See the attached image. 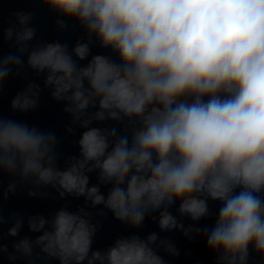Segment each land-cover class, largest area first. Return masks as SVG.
<instances>
[{"label": "clouds", "instance_id": "1", "mask_svg": "<svg viewBox=\"0 0 264 264\" xmlns=\"http://www.w3.org/2000/svg\"><path fill=\"white\" fill-rule=\"evenodd\" d=\"M42 2L77 20L89 42L78 41L71 52L60 42L30 47L32 15L14 13L19 27L5 29L4 38L16 50L0 52V91L26 54L28 68L46 74L53 99L65 102L72 125L84 129L79 156L60 169L54 132L0 117V173L30 184V197L51 186L61 198L103 205L132 228L158 213L152 219L161 231L181 230L189 239L203 233L218 264H247L250 245L264 256V196L258 195L264 193V0ZM57 24L67 27L62 19ZM92 37L119 61L97 54L78 63L89 57ZM40 91L30 82L12 109H36ZM106 121L127 122L124 134L92 126ZM93 172L98 184L90 186ZM100 185H110L107 195ZM16 189L14 180L3 197ZM209 200L221 202L211 229L185 227L169 210L179 202L180 217L199 221L210 214ZM98 226L83 207H62L51 219L29 217V230L42 234L20 239L9 259L30 258L36 247L60 264H166L157 248L179 255L155 232L93 251ZM22 227L16 219L8 235L16 237ZM7 250L0 244V253Z\"/></svg>", "mask_w": 264, "mask_h": 264}, {"label": "water", "instance_id": "2", "mask_svg": "<svg viewBox=\"0 0 264 264\" xmlns=\"http://www.w3.org/2000/svg\"><path fill=\"white\" fill-rule=\"evenodd\" d=\"M16 12L30 13L32 15L29 26L34 27L36 33L34 39L29 42L30 47L60 42L66 44L68 50L71 52L78 41L89 42L87 32L77 20L62 16L46 6L42 0H0V52L6 54L8 52H15L16 50L14 41H8L4 38L5 29L11 26L19 27L18 20L14 15ZM58 19L64 20L67 27L61 28L57 24ZM90 49L89 57L83 61H78V63L86 65L91 56L97 54L110 56L113 60L119 61L118 54L111 49L102 47L95 37H92ZM23 59L25 61L23 68L18 72L14 70L2 84V91H0V117L26 122L29 126L35 125L42 131L54 132L58 138L57 166L63 169L68 158L79 156L78 140L84 129L78 125H72L71 115L63 110L65 102H57L53 99L51 89L44 86L46 74H37L34 70L28 68L26 54ZM30 82L39 84L41 88L38 107L27 112L12 109V99L17 93L23 91ZM94 110L92 109V111ZM126 125L127 122L120 124L115 121H106L94 123L92 126L108 128L115 126L121 134H124L123 129ZM68 126H72L74 131L68 132ZM128 134L130 135V133ZM89 176L90 186L97 185L98 172L90 173ZM14 180L17 182L16 192L15 194L9 193L5 199L3 192L7 189L9 183H12ZM31 187L30 184L20 185L16 177L0 173V216L3 217V223L0 224V244L6 245L8 249L7 252L0 253V264H60L58 259L47 257L38 247L34 248L33 255L30 258L16 254L18 258L10 260L9 253L14 252L13 245L20 239L27 237L30 240H35L38 235L42 234L29 230V217L42 215L46 219H51L62 207L70 212H77L79 208L83 207L92 213L93 223L99 225L93 238V251H106L120 237L135 234L141 238H145L150 233L155 232L161 239L167 238L171 240L179 250L178 256H172L164 252L162 248L156 249L166 264H218V254L207 247L206 238L203 233L200 235L193 233L192 238L189 239L184 236L181 230L161 231L158 226V220L152 219L153 216L158 217V213L149 214L139 228H132L128 224L115 219L112 212L104 209L103 205H98L95 208L90 207L85 203L84 197L77 198L66 195L64 198H61L56 189L51 186L39 188L37 195L30 197L28 192ZM100 188L101 192L107 195L110 185H100ZM258 195L264 196V193ZM178 206L179 202L169 210L184 223L185 227L191 224L201 229L204 227L211 229L218 218L221 202L209 200L210 214L199 221H192L187 216L180 217L176 211ZM16 219L23 221V227L16 237H12L8 235V229L14 224ZM153 247L155 248V245ZM247 264H264V256L257 253L251 245L249 246Z\"/></svg>", "mask_w": 264, "mask_h": 264}]
</instances>
